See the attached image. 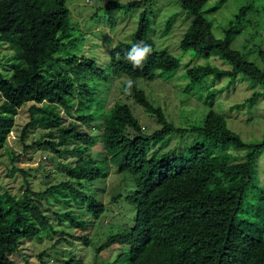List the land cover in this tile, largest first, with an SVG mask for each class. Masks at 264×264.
Instances as JSON below:
<instances>
[{"label":"trees","instance_id":"1","mask_svg":"<svg viewBox=\"0 0 264 264\" xmlns=\"http://www.w3.org/2000/svg\"><path fill=\"white\" fill-rule=\"evenodd\" d=\"M19 1L0 0V41L18 42L26 28V17ZM60 1L33 0L46 7L41 20L49 25L47 32L51 35V41L47 46L40 45L33 33L29 32V38L19 43V56L24 65L17 67L10 57L9 66L14 69L12 75L0 72V149L8 146L7 139L14 127V118L18 108L25 103L31 102L34 106L46 103L69 111V101L77 96L81 109L85 99V102L96 100L102 113L105 100L98 97L101 93L92 89L97 86L89 84L86 78L89 75L94 80L108 81L105 72L112 77H129L131 81L128 85L134 99L154 116L160 126L150 133L144 132L126 103L113 104L101 118L81 110L78 122L57 128L55 135L49 133L51 139L43 142L36 140L30 144L49 145L54 151H59V147L75 143L89 150L82 152L72 166H63L67 180L50 184L43 191L31 187L25 170L16 164L18 154L9 150L11 169L23 174L24 188L21 192L0 191V264H16L11 255L18 250L20 242L31 236L40 237L43 233L49 237L53 233H61L62 236L53 246L67 242L66 235L90 243L88 228L100 221L105 210L97 196L86 190L88 184L102 179L100 169L91 165L94 153L105 155L123 176L124 187L116 198L123 197L131 216L130 225L125 230L110 233L95 247L96 255L110 248L115 252L113 262L116 264H145L143 261L137 263L136 259L142 246L150 243L163 256L162 264H264L263 234L253 223L238 220L245 189L253 178L256 153L264 148V139L253 145L244 143L214 110L215 96L211 93L203 97L208 110L202 114L199 125L185 128L167 120L162 108L154 105L134 81L136 78L151 81L159 72L174 73L180 66L178 57L157 48L149 36L151 23L147 10L139 13L131 41H118L111 45L105 71L97 67L92 58L77 52L82 38L76 24L70 29H56L55 16ZM207 1L181 0V6L191 20L180 39V47L192 51L199 58L219 55L232 68L222 69L211 64L190 67L186 70L189 79L186 88L201 83L209 76L215 79L234 78L238 73L264 86V71L231 47L236 25L242 22L251 6H240L235 14L236 23H230L224 29V36L219 38L214 35L211 21L205 14ZM262 1L259 10L264 18ZM146 2L149 0H107L105 8L108 11H130L141 8ZM222 2L216 0L210 9H216ZM64 37H67L65 42ZM60 49L68 54L58 56ZM49 62L60 69H54ZM44 112L49 114L44 124L59 123L61 117L54 114L51 108ZM83 124L94 131L84 130ZM30 127L31 122L22 127L19 134L22 141ZM189 132L203 137L204 141L196 149L176 155L171 150L164 153L152 150L153 146L172 133L184 136ZM96 141L100 148L94 151L92 146ZM212 146L222 150L231 146L245 148L247 154L241 163L228 168L223 175L210 161ZM28 148L29 145L24 146V151ZM71 150L81 152L76 146ZM217 176L221 182L215 184ZM128 185L129 188H126ZM70 201L84 205L90 217L76 218L71 212L60 213L49 208L56 202L68 204ZM51 214L58 224L67 219L71 225L80 226L86 234L74 237L64 230H57ZM119 245L131 248L122 251ZM61 264L83 262L71 257Z\"/></svg>","mask_w":264,"mask_h":264},{"label":"rangeland","instance_id":"2","mask_svg":"<svg viewBox=\"0 0 264 264\" xmlns=\"http://www.w3.org/2000/svg\"><path fill=\"white\" fill-rule=\"evenodd\" d=\"M106 1H60L55 16V27L57 30H65L77 25L82 38L77 48L78 53L92 58L97 67L107 71L108 51L111 45H115L118 41H131L137 27L138 15L145 9L148 11L151 23L148 31L149 36L152 37L157 48L165 49L178 57L180 66L174 73L159 72L158 76L151 81L143 78H136L134 81L145 91L154 105L162 108L167 120L175 126L185 128L199 125L202 114L208 110L203 97L206 93H211L215 96L214 110L223 117L227 127L237 133L244 143L253 145L264 139V86L262 83L238 73L234 78L215 79L209 76L204 78L201 83L186 88L189 82L186 70L190 67L205 64L222 69H231L232 67L219 55L214 54L205 59L196 57L190 50L181 49L180 39L191 20V16L182 8L181 0H149L141 8L130 11L114 9L108 11L105 8ZM117 1L128 2L131 0ZM215 1H207L205 14L211 21L214 35L219 38L224 36V29L230 23H236L235 14L239 7L247 4L251 6L242 22L236 25L231 47L240 51L248 60L264 71V18L259 10L263 1L223 0L219 7L211 10V5ZM19 4L26 17L25 30L21 33L18 42L0 41V72L7 76H11L14 70L9 66L8 59L10 57L17 67L24 65L23 59L19 56V43L29 38V32L33 33L35 40L40 45L47 46L51 41V35L47 32L49 25L41 20L46 7L34 3L33 0H20ZM66 39L67 37H64L63 42ZM66 54L68 53L64 49H60L58 56ZM49 63L54 66V69H60L53 62ZM105 76L108 77V81L94 80L89 75L86 78L89 84L97 86L91 87L93 91L101 93L98 97L105 100L102 113L96 100L85 102V99L83 109H81L77 102V96L69 101V111L46 103L34 106L31 102L18 108L14 118V127L7 139L8 146L0 149V191L7 189L11 192H21L24 188L23 174L11 169L9 150L18 154L16 164L25 170L27 180L34 190L43 191L50 184L67 180L63 166H72L82 152H89L84 145L68 144L59 147V151H54L49 145L30 146V144L36 140L43 142L51 139L49 133L55 135L57 128L78 122L81 110H86L101 118L113 104L126 103L137 117L144 132L150 133L160 126L154 116L134 99L128 85L131 81L129 77L124 75L112 77L108 72H105ZM47 108H51L54 114L61 117L58 124L49 126L44 124V120L49 117V114L44 112ZM27 122H31V127L22 141L19 134ZM82 128L88 132L94 131L86 124H83ZM203 141V137L197 133L189 132L184 136L172 133L153 146L152 150H158L161 153L171 150L172 154L176 155L181 152L185 153L189 149H196ZM28 145L29 148L24 151V146ZM75 146L81 152L72 151L71 148ZM92 148L97 151L100 148L99 142L96 141ZM212 154L211 163L215 164L219 168V172L224 175L228 168L245 159L247 149L231 146L222 150L212 146ZM91 158L93 159L91 165L100 169L102 179L88 184L86 190L89 194L97 196L104 204L105 210L100 221L88 228L90 243H84L66 235L68 243L64 242L62 245L61 242V244L57 243L53 246L58 237L62 236L60 232L53 233L51 237L46 233L40 237L31 236L21 241L18 250L11 255L16 264H61L71 257L81 259L83 264H116L113 262L114 251H110L109 248L96 255L95 247L102 243L110 233L121 232L130 225L131 216L123 197L116 198L118 192L123 189L125 180L115 166L108 162L105 155L94 153ZM219 182H221V178L217 176L214 183ZM126 188H129V185ZM125 194L124 191L123 195ZM49 208L60 213L71 212L76 218L90 217V212L84 205L72 201L68 204L56 202ZM238 218V220L256 225L264 237V148L256 153L253 178L245 189L244 203ZM51 220L55 224L54 228L64 230L74 237L77 234H86L80 226L71 225L67 219H64L62 224H58L51 214ZM72 241L75 243H71ZM149 244L142 246L136 262L162 264L163 256ZM119 248L123 251L131 247L119 245Z\"/></svg>","mask_w":264,"mask_h":264},{"label":"built area","instance_id":"3","mask_svg":"<svg viewBox=\"0 0 264 264\" xmlns=\"http://www.w3.org/2000/svg\"><path fill=\"white\" fill-rule=\"evenodd\" d=\"M87 2H90V0H86Z\"/></svg>","mask_w":264,"mask_h":264}]
</instances>
